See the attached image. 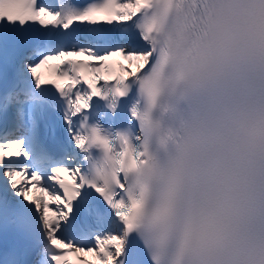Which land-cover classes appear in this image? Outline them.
<instances>
[{"label": "snow or ice", "instance_id": "6c2138e0", "mask_svg": "<svg viewBox=\"0 0 264 264\" xmlns=\"http://www.w3.org/2000/svg\"><path fill=\"white\" fill-rule=\"evenodd\" d=\"M220 94L264 194V0H0V264L179 261Z\"/></svg>", "mask_w": 264, "mask_h": 264}, {"label": "clouds", "instance_id": "9594fccd", "mask_svg": "<svg viewBox=\"0 0 264 264\" xmlns=\"http://www.w3.org/2000/svg\"><path fill=\"white\" fill-rule=\"evenodd\" d=\"M204 111L214 135L192 159L191 177L167 221L173 247L186 245V252L178 261L170 250L162 264H264V194L255 157L238 142L228 98L218 95ZM167 191L162 184L158 208ZM221 203L229 208L223 219L216 213Z\"/></svg>", "mask_w": 264, "mask_h": 264}]
</instances>
